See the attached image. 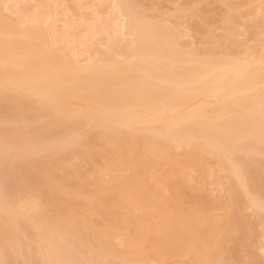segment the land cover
I'll return each instance as SVG.
<instances>
[{
    "label": "bare ground",
    "instance_id": "bare-ground-1",
    "mask_svg": "<svg viewBox=\"0 0 264 264\" xmlns=\"http://www.w3.org/2000/svg\"><path fill=\"white\" fill-rule=\"evenodd\" d=\"M21 1L0 0V264H141L152 256L145 243H155L158 259L169 250L171 256L183 253L217 264L225 249L212 207L188 210L182 198L190 187L184 171L213 178L210 158L217 160L230 197L239 204L222 232L254 226L241 217L240 204L264 227V186L255 184L256 173L262 171L264 178L258 105L264 49L258 37L264 38V27L259 24L260 35L253 28L257 24L242 16L264 18V0H249L242 13L233 2L194 0L201 4L198 12L180 16L198 34L193 43L202 46L190 49L184 44L194 40L191 32L173 26L168 14L151 10L149 15L141 0L106 1L114 5L113 18L124 20L119 33L111 34L116 28L100 20L103 24L81 23L86 30L81 33L78 19L67 23L79 25L65 33L70 38L56 37L51 18L62 11L77 15L81 0H73L77 4L70 11L52 0H29L38 10L29 8L34 14L27 12L26 18L28 7L25 15L19 11L26 22H36L26 29L23 21L16 18L19 25L5 16ZM47 21L51 25L45 27ZM105 28L109 45L97 50L89 42ZM236 37L257 43L243 50ZM221 39L234 46L222 58L215 53ZM68 41L84 45L89 60L82 62L59 46ZM77 160L88 163L90 175L109 180L79 179L68 169ZM164 165L180 170L182 180L171 181ZM150 218L160 220L159 228L151 229L155 220L148 224ZM210 239L216 247L207 253Z\"/></svg>",
    "mask_w": 264,
    "mask_h": 264
},
{
    "label": "rangeland",
    "instance_id": "rangeland-1",
    "mask_svg": "<svg viewBox=\"0 0 264 264\" xmlns=\"http://www.w3.org/2000/svg\"><path fill=\"white\" fill-rule=\"evenodd\" d=\"M55 1V2H54ZM57 1V2H56ZM101 1V2H100ZM81 0V2L85 5H82V3H81V5H80V7H79V5H76V7H77V9H74V10H76L75 12L77 13V15H75V13H73V11L71 12L70 10H73V9H70V8H72L73 7V5L74 4H77V1H70V0H68V2L66 1V0H61V1H59V0H52L51 2L52 3H56L57 4V6H58V4H59V6H60V8H62L63 10H66L67 9V7L68 6H70V7H68L69 9H67V10H69L70 11V13L67 11V13H65V15H64V13L63 12H65V11H62V10H60V11H62V15L61 16H57V18L56 17H54L55 19H56V21H55V19L54 18H51L52 19V21H53V23H56V26L55 27H57V30H53L52 32H54V31H56L54 34L55 35H59V34H61L60 36H62V37H64L65 36V38H70V36L69 35H66L65 33H67V34H69L67 31L69 30L70 31V28H73V26L71 27L70 26V28H68L67 26H69L70 24V22H73L74 23V20H77L78 21V19H79V21H78V23L79 24H83V25H85L86 27H87V25L88 26H90V25H92L94 22H95V24L96 25H100V24H103V23H105V22H107L108 23V25H113L111 28H113V29H115V30H110V26L108 27V30H110V32H111V34L114 32H118L119 33V31H121V29L122 28H120L122 25H123V19H121L120 21H116L114 18H113V13L114 12H112L113 10L112 9H114V5H112L113 3H109V2H111L112 0H109V2H106L107 0ZM105 1V2H104ZM159 1V2H158ZM186 1H189V0H186ZM185 0H141V2H143V4H146V5H143L142 3H140L143 7L144 6H146V8H147V6H148V8L150 9V11L152 10L153 12H154V14H156V15H158V16H160V15H170L169 17H171V20L173 21V26H176V27H181L182 29L184 28L185 30H187V32H191V35L194 37V40L192 39V40H188V41H186L185 42V44H184V47L186 48V49H190V48H192V47H194V48H201L202 46H200L199 47V45L197 46V43H193V41H197V39H198V34L197 33H195V32H193L192 30H190V23H188L186 20H187V18H186V20L184 19V18H181L180 16L182 15V13L183 12H181V11H184V13H185V11L187 12L188 11V13H189V11L190 12H193V9H194V11L195 12H198V10H199V7L201 6V0H198L200 3H198V2H195L194 0H192V2L191 1H189V3L188 2H186ZM194 1V2H193ZM197 1V0H196ZM209 2H212V5H213V3L215 2V0H208ZM224 1V0H223ZM226 2H233V3H235V4H239V10L241 9V7H242V11L240 10V12L242 13V12H245L246 10L244 9V8H246L247 6H245V5H248L247 4V2L249 3V0H230V1H228V0H225ZM224 1V2H225ZM73 3V4H71V3ZM156 2V3H155ZM184 2V3H183ZM187 4H186V3ZM80 3V2H79ZM173 3V4H172ZM55 4V5H56ZM88 4V5H87ZM184 4H185V6H184ZM65 5L67 6V7H65ZM160 5V6H159ZM15 6V7H14ZM59 6H58V8H59ZM64 6V7H63ZM82 6V7H81ZM90 6H92V7H90ZM195 6V7H194ZM10 7V6H9ZM9 7H8V9H9ZM11 7H12V4H11ZM26 7H28V11H25L26 10ZM74 7H75V5H74ZM73 7V8H74ZM85 7V8H84ZM142 7V8H143ZM198 7V8H197ZM7 8V7H6ZM13 9H11L10 11H6L5 12V16H7V18L8 19H10V20H13V21H17L16 23L17 24H19L20 25V23H19V21H23L22 22V24H21V26H23V27H21L22 29L23 28H28V27H33V26H35L36 24H34V22L32 21H28V22H26L27 20H24V16H23V13H22V17H20V13L21 12H19V11H25L26 12V15H25V12H24V15H25V18H26V16H28V15H30V14H28L29 12H33V11H30V9H32V10H38L37 8H38V4L35 2V1H29V0H24V1H21L20 3H18L17 5L15 4V5H13V7H12ZM30 8V9H29ZM65 8V9H64ZM78 8H83V9H78ZM141 8V7H140ZM141 8V10H145L144 12L146 13V15L145 16H147V10L144 8V9H142ZM185 8V9H184ZM19 9V10H18ZM25 9V10H24ZM86 9V10H85ZM177 9H178V11H177ZM6 10V9H5ZM4 10V11H5ZM59 10V9H58ZM81 10V13H82V15L80 14V12H77V11H80ZM97 10V11H96ZM180 10V11H179ZM13 13H12V12ZM83 11H85V13H84V15H83ZM151 11V13L148 11V13H149V15H151V14H153V12ZM174 11H175V13H174ZM9 12H11V13H9ZM18 12V13H17ZM28 12V13H27ZM36 12V11H35ZM59 12V11H58ZM161 12V13H160ZM179 12H181V14L179 13ZM87 13H89V15L87 14ZM93 13L95 14V17L93 16ZM177 13V14H176ZM178 13H179V15H178ZM19 14V15H18ZM33 14H34V12H33ZM32 14V15H33ZM60 14H61V12H60ZM68 14V15H67ZM92 14V15H91ZM98 14V15H97ZM80 17H79V16ZM148 15V16H149ZM200 15H202V14H200ZM244 15L246 16V18L244 17ZM258 14H255V16L254 17H249V16H247V14H243L242 16H243V20H244V22H246L247 24H253V25H256V27L254 26L253 28H255V29H257L258 30V27H259V24H263L264 25V18H262V16L260 15V16H257ZM18 16V17H17ZM65 16H67V17H65ZM96 16H98V17H96ZM257 16V17H256ZM20 17V18H19ZM32 18H34L33 16H31ZM264 17V16H263ZM12 18V19H11ZM16 18H18V20L16 19ZM21 18H23L22 20H20ZM82 18H84V19H82ZM86 18V19H85ZM97 18V19H96ZM258 18V19H257ZM28 20L30 19V17L29 18H27ZM80 19H82V20H80ZM90 19L92 20V21H90ZM184 19V20H183ZM86 20V21H85ZM87 20H88V22H93V23H88L87 22ZM101 22H103V23H100V21ZM247 20V21H246ZM256 20V21H255ZM263 20V21H262ZM51 21V22H52ZM83 21H85V22H83ZM97 21H99V24H98V22ZM109 21V22H108ZM115 21L117 22V23H115ZM171 21V22H172ZM249 21V22H248ZM254 21V22H253ZM29 22H30V24H29ZM48 22H50V21H47L46 23L47 24H45L44 26L46 27L47 25H48ZM69 22V23H68ZM110 22H111V24H110ZM263 22V23H262ZM36 23V22H35ZM69 25H68V24ZM77 23V22H76ZM85 23H87V24H85ZM180 23V24H179ZM38 24V23H37ZM40 24V23H39ZM38 24V26H41V25H39ZM81 24V25H82ZM175 24V25H174ZM250 24V25H251ZM49 25H51L50 23H49ZM48 25V26H49ZM80 25V26H81ZM79 26L78 24L76 25L77 27L79 26V29L81 30V33H82V29H84L83 27L84 26ZM116 25V26H115ZM262 25V27H264ZM75 26V27H76ZM41 27H43V25L41 26ZM55 27H54V29H55ZM66 27H67V30H66ZM73 28V30H75L76 28ZM85 27V28H86ZM251 27V26H250ZM25 28V29H26ZM252 28V27H251ZM252 28V29H253ZM78 29V28H77ZM76 29V30H77ZM106 29V28H105ZM251 29V30H252ZM58 30L59 31H61L60 33H58ZM64 30V31H63ZM72 30V31H73ZM85 30V29H84ZM84 30H83V32H84ZM102 30H104L103 28H102ZM108 30L106 29V31H103V32H101V33H99V34H97V33H95V34H97V36H95V35H93V36H95L94 37V39H92L93 37H92V35H91V37H88V36H84V35H81V37L82 36H84V38H86V37H88V38H91L90 40L92 41V43H91V41L89 42L90 44H92L97 50H101L102 51V49L105 51V48L107 47V45H109V40H110V36H111V34H110V32H108ZM190 30V31H189ZM257 30H254V31H257ZM79 31V30H78ZM86 31V30H85ZM253 31V30H252ZM261 31V29L260 30H258V34L259 33H261L260 32ZM264 31V29H262V33H264L263 32ZM97 32H99V31H97ZM105 32V33H104ZM108 32V33H107ZM218 32V31H217ZM70 33H71V31H70ZM75 33H76V31H75ZM80 33V34H81ZM117 33V34H118ZM262 33L260 34V35H262ZM63 34H65L64 36H63ZM78 35H80L79 34V32L77 33ZM87 34V33H86ZM94 34V33H93ZM108 34L110 35V36H108ZM217 34H222L221 33V31H219ZM55 35L53 36L54 38H55ZM58 35L56 36V37H58ZM119 35H121V39H123L122 41H124V43L125 42H127L128 41V37H126V36H124V35H122V33L121 34H119ZM118 35V36H119ZM262 36H264V35H262ZM124 37H126V38H124ZM244 37H236V40L237 41H239L238 43L240 44V47H242V49L244 50L245 48H247V49H249V48H252L253 47V45L255 44V43H257V42H255L254 41V43H253V41L251 42V41H248L247 40V38L246 39H243ZM260 40L262 39V41L260 42V40H258L260 43H262L263 44V46H264V38H260V36L258 37ZM73 39V38H72ZM232 40L233 39H235V37L233 38H231ZM67 40V39H66ZM127 40V41H126ZM225 39H221V41H219V43L215 46V53H216V56H218V57H223L224 55L225 56H227L228 54H230L231 52H232V50H234L233 48H234V46L232 45V43L231 42H229L228 43V40L226 41H224ZM235 40V41H236ZM240 40H241V42H240ZM248 41V43H247V41ZM71 41V40H70ZM70 41H68L67 43H65L66 45L68 44V46H66V45H63V44H61V45H59L60 47H63V49H64V51H67V52H74V54H76L77 55V59H80V60H82V62H83V60H89V58H90V54L88 53V52H86V49H85V47H84V45H81V44H78V45H75V44H77V42L74 44L73 43V45L71 44V42ZM223 42V43H222ZM227 42V43H226ZM251 42V43H250ZM71 44V46H70V44ZM244 43V44H243ZM193 44V45H192ZM194 44H196L195 46H194ZM232 45V46H231ZM250 45H252V46H250ZM186 46H188V47H186ZM229 46V47H228ZM249 46V47H248ZM255 46V45H254ZM98 47H99V49H98ZM227 47V48H226ZM230 49H232V50H230ZM107 50H108V48H107ZM220 50H221V52H220ZM218 53V54H217ZM224 54V55H223ZM227 54V55H226ZM224 56V57H225ZM116 58H117V56H116ZM119 61L120 60H122V58H117ZM86 61H84L86 64L88 63V62H86ZM80 62V61H79ZM82 62H81V64H82ZM82 65H85V64H82ZM263 150H264V148H262ZM182 151V150H181ZM263 153H264V151H262ZM181 153V152H180ZM11 161L12 160H10L9 161V163H11ZM16 164L15 163V161H13L11 164ZM78 164V165H77ZM87 165V166H86ZM166 166V167H165ZM71 167V168H70ZM85 167V168H84ZM169 167H171V166H169V165H164V169H165V172H167L166 174H165V172H163L166 176H167V174H168V176L167 177H170V180L171 181H173V180H175V179H179V181L180 180H182V178L181 177H184V175H185V172H186V174H187V179H188V177H189V184H190V187H186L185 188V190L183 189V188H181V189H183V192L182 193H184L183 194V202L185 203V206H186V209H188V210H190L191 208H193V209H191V210H194V208L195 209H197V208H201V207H205V206H208L209 204H210V207H212V208H209V210H210V214L212 215V217H214L213 219H215V221L218 223V224H220L221 226L219 227V229L221 230V233H222V236H221V234L219 235V237H218V239H220V243H222L223 245H220V246H223V248L222 249H225V252H224V250H222L223 252H221V259H220V261L217 263V264H264V227H263V222H257V219L255 218V215H254V212H253V210H251L250 208H247V207H243L241 204H240V207H241V209L240 210H242L243 211V216H241V217H243V219H244V221H247V222H249V223H251V224H254V226L252 227V229H250V228H248V230H245V229H247V228H245V226H244V228H240V226L238 225V230H237V227L235 226V227H233V228H230V229H228V230H230L229 231V233H225L224 231V233L222 232V229H226L227 227H229V225H231V223L229 222V215L231 214V212L233 211V210H235V209H239L238 207H239V204H236L234 201L235 200H233L232 201V197H230V195L231 194H229L230 193V186H229V184H228V181H227V179H226V177H224L225 175H223L222 173L220 174L219 173V170H218V163H217V160L216 159H213V158H210V159H208V163H207V169H209V171H211V173L214 175L213 176V178H211V179H208L207 177L204 179L202 176H199V174H197L196 172L194 173V172H192V169L190 170H188L189 172H187V170L186 171H184V175H179V174H182L181 173V171H180V173H179V171H176V170H178V169H174V168H172L171 167V169L169 168ZM77 168V169H76ZM162 168H163V166H162ZM70 171H72V173H74V175H78L79 176V179L81 178V180L84 178V177H89V176H91L92 178H93V180H96L97 179V181H104V180H109V178H108V176H101V175H97V174H93V175H90L89 173L90 172H92L91 170H90V167L88 166V163H86L85 161H83L82 162V160H77L76 162H74V163H72V164H70L69 165V168H68ZM82 169V170H81ZM163 169V170H164ZM32 170H34V168L32 169ZM257 170V169H256ZM77 171V172H76ZM84 171V172H83ZM259 171V170H258ZM32 172H34V171H32ZM35 172H36V170H35ZM34 172V173H35ZM37 172H40V171H37ZM88 172V173H87ZM260 172V171H259ZM259 172L258 173H256V176L258 177V178H256V181H255V184L256 185H261L262 187L264 186V178H261V177H263L262 176V171H261V173H260V175H259ZM35 174H37V173H35ZM40 174V173H39ZM89 174V175H88ZM38 175V174H37ZM199 177H198V176ZM82 176V177H81ZM94 176V177H93ZM96 177V178H95ZM98 177V178H97ZM101 177H103V178H101ZM171 177L173 178V180L171 179ZM201 177V178H200ZM95 178V179H94ZM203 178V179H202ZM210 178V177H209ZM72 180H74L73 178H72ZM175 181H178V180H175ZM257 182V183H256ZM88 183H90V181L88 182ZM65 189L67 188V189H69V187L68 186H65L64 187ZM264 188V187H263ZM180 189V190H181ZM182 195V194H181ZM264 195V194H263ZM156 198H160V197H155V200H156ZM181 197H180V199H182ZM182 202V200H181V203H183ZM183 203V204H184ZM182 204V205H183ZM215 205H217L218 207L216 208V206ZM220 206V207H219ZM183 207H184V205H183ZM214 207V208H213ZM209 210H208V213H209ZM241 211V212H242ZM209 214V215H210ZM152 216H154L156 219H159V218H157L156 216H155V214H153ZM97 218H99V217H95L94 218V221L97 219ZM154 218H152V220H153ZM156 219H154L155 221L153 222L152 220H151V218H150V222L148 221V224H150V223H152V226L154 227H151V229H153V230H155V229H157V226H158V228H159V225H158V223L157 222H159L160 223V220H158V221H156ZM256 219V220H255ZM93 220V219H92ZM99 220H100V218H99ZM99 220H96V221H99ZM242 221V220H241ZM259 221V220H258ZM247 222L245 223L246 224V227H247ZM243 222H241L240 223V225H243L242 224ZM155 225H157V226H155ZM249 225V224H248ZM151 226V225H150ZM149 226V227H150ZM252 226V225H251ZM250 227V226H249ZM236 228V229H235ZM233 229V230H232ZM241 229V230H240ZM250 229V230H249ZM227 230V229H226ZM240 231V232H239ZM243 231V232H242ZM228 232V231H227ZM208 234V233H207ZM225 235V236H224ZM206 237H208V236H205V238ZM221 237V238H220ZM240 237V238H239ZM211 238V237H210ZM207 240H209L208 238H207ZM211 240V243L209 244V241H206L207 242V244H208V246H207V244H206V246L205 245H202V247H206V248H210V247H212V248H208V251H207V253H212V251H214V247H216V245L214 244L215 242H216V240H213V239H210ZM232 240V241H231ZM203 242V243H206V242ZM214 241V243H212ZM219 243V244H220ZM146 244H149L150 246L149 247H147L146 248V246H148V245H146ZM155 243H153V244H150V243H145V244H143L142 246H144L143 248H144V250L146 251L145 253H149V256L150 255H152V256H150L149 258V260L147 261L146 260V262L144 263V262H142L141 264H202L201 263V261H195L194 259H193V257H191L190 255H187V254H185V255H187L186 257H185V255L182 253V254H172V256L170 255L171 253H169L170 251L168 250H166V253L164 252V254H166L165 256L164 255H161L160 257L162 258V259H158V258H155V256H154V253H153V251L155 250L154 249V247L156 246V245H154ZM213 244H214V246H213ZM217 244V243H216ZM226 244V245H225ZM218 246V245H217ZM226 246V247H225ZM228 246V247H227ZM225 247V248H224ZM149 248V249H148ZM226 248H228V249H226ZM209 250H211V251H209ZM222 253H223V255H222ZM178 255V256H177ZM173 256H175V258L173 257ZM177 256V257H176ZM179 256H181L182 258H180L179 259ZM157 257V256H156ZM153 258V259H152ZM156 259L157 260H159V261H156ZM186 259V260H185ZM195 261V262H194ZM148 262V263H147ZM115 263L116 264H134V263H128V262H121V261H119V260H116L115 261ZM140 264V263H139ZM203 264H206V263H203Z\"/></svg>",
    "mask_w": 264,
    "mask_h": 264
},
{
    "label": "snow or ice",
    "instance_id": "snow-or-ice-1",
    "mask_svg": "<svg viewBox=\"0 0 264 264\" xmlns=\"http://www.w3.org/2000/svg\"><path fill=\"white\" fill-rule=\"evenodd\" d=\"M260 66H261V80L258 88V105H259V116H260V132L261 137L264 139V49L260 55ZM257 90L253 89L250 95H253Z\"/></svg>",
    "mask_w": 264,
    "mask_h": 264
}]
</instances>
